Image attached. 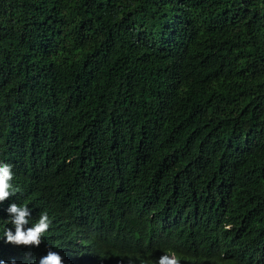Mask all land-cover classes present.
I'll use <instances>...</instances> for the list:
<instances>
[{"label":"trees","instance_id":"16d2710c","mask_svg":"<svg viewBox=\"0 0 264 264\" xmlns=\"http://www.w3.org/2000/svg\"><path fill=\"white\" fill-rule=\"evenodd\" d=\"M0 160L8 264H264V0H0Z\"/></svg>","mask_w":264,"mask_h":264},{"label":"clouds","instance_id":"9594fccd","mask_svg":"<svg viewBox=\"0 0 264 264\" xmlns=\"http://www.w3.org/2000/svg\"><path fill=\"white\" fill-rule=\"evenodd\" d=\"M13 164L0 160V205L9 201L20 191L19 187L13 183L14 171ZM7 214L5 224H0V242L13 246H38L43 241L42 237L50 227L51 220L47 210L37 213L34 220L32 218L33 210L25 204L17 203L11 200L4 209ZM231 225H225L230 228ZM46 253L39 256L34 264H63V260L58 251L46 245ZM0 264H8L0 260ZM10 264H16L15 260ZM128 264H133L129 261ZM140 264H180L179 256L175 251L166 249L156 258L147 261L141 260Z\"/></svg>","mask_w":264,"mask_h":264}]
</instances>
